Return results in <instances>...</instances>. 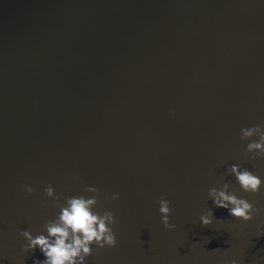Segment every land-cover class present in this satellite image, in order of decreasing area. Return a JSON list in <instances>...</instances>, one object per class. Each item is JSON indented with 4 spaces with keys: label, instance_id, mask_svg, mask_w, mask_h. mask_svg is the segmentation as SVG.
Wrapping results in <instances>:
<instances>
[{
    "label": "water",
    "instance_id": "95a60500",
    "mask_svg": "<svg viewBox=\"0 0 264 264\" xmlns=\"http://www.w3.org/2000/svg\"><path fill=\"white\" fill-rule=\"evenodd\" d=\"M255 124L264 0H0V262L44 258L21 229L55 218L51 184L62 202L94 185L115 213L116 246L93 245L87 264H264V186L228 171L264 177L240 138ZM225 181L260 212L215 206L208 189ZM208 207L223 220L202 224Z\"/></svg>",
    "mask_w": 264,
    "mask_h": 264
},
{
    "label": "clouds",
    "instance_id": "9594fccd",
    "mask_svg": "<svg viewBox=\"0 0 264 264\" xmlns=\"http://www.w3.org/2000/svg\"><path fill=\"white\" fill-rule=\"evenodd\" d=\"M240 138L248 141L245 149L246 156L250 159L264 157V125L255 124L243 127L240 131ZM228 171L234 176L240 188L246 192H259L264 186V177L247 166L233 163ZM24 189L28 193L35 191L31 185H25ZM44 191L48 197L55 199L59 211L55 218L46 222L43 232L34 235L27 229H21V235L26 238V243L23 245L25 251L38 248L43 254L44 258L35 257L33 264H87V257L92 253L93 245L116 246L117 236L112 227L116 221L115 213L111 209H97L99 196L97 187L87 185L84 192L66 196L63 202L53 185L49 184ZM119 195L118 192H114L111 197L118 198ZM208 195L215 206L226 208L232 217L250 220L260 212V209L255 207L250 200L238 196L232 190L230 181H225L220 187H210ZM158 204V211L161 213L164 226L175 228L176 225L170 222L171 201L162 196ZM199 219L204 225L223 220L214 216L211 207L201 212ZM261 234H264V229H261ZM224 264H241V261L230 259Z\"/></svg>",
    "mask_w": 264,
    "mask_h": 264
}]
</instances>
